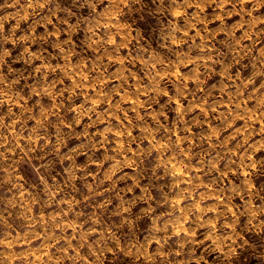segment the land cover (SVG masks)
I'll list each match as a JSON object with an SVG mask.
<instances>
[{
	"label": "clouds",
	"instance_id": "9594fccd",
	"mask_svg": "<svg viewBox=\"0 0 264 264\" xmlns=\"http://www.w3.org/2000/svg\"><path fill=\"white\" fill-rule=\"evenodd\" d=\"M262 178L264 0H0V264H264Z\"/></svg>",
	"mask_w": 264,
	"mask_h": 264
},
{
	"label": "rangeland",
	"instance_id": "374dc122",
	"mask_svg": "<svg viewBox=\"0 0 264 264\" xmlns=\"http://www.w3.org/2000/svg\"><path fill=\"white\" fill-rule=\"evenodd\" d=\"M194 34H195L194 31H193L192 33H189L190 36H192V35H194ZM181 71H183V69H181ZM136 78H139V77H136ZM143 78H144L145 80L149 79V77H148L147 74H145ZM173 78L175 79V77H173ZM130 83H135V79H134L133 81H130ZM137 86H139V85H137ZM191 86H192V85L189 84V87H191ZM169 94L171 95V91L169 92ZM118 98H119V99H123V94H121V96L118 97ZM141 98L143 99V97H141ZM165 99H166V98H165ZM135 100H136V98L133 97V96L128 97L127 104L125 105V107L131 106L132 104H134V103H135ZM198 110H199V109H197V111H198ZM85 123H87V121H85ZM133 134H135V133H133ZM133 147H135V145H133ZM81 159H83V158H81ZM129 171H131V170H129ZM228 179L231 180V179H234V177H233L231 174H229ZM262 179H264V178H262ZM226 182H227V181H226ZM120 187H122V185H120ZM235 202H236L237 204L240 203L239 200H236ZM198 254H199V253H198ZM207 259L209 260V264H211V262H212V257L209 256Z\"/></svg>",
	"mask_w": 264,
	"mask_h": 264
}]
</instances>
